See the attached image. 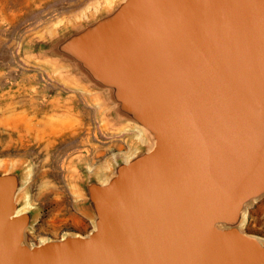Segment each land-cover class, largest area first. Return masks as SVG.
<instances>
[{
  "label": "water",
  "instance_id": "water-1",
  "mask_svg": "<svg viewBox=\"0 0 264 264\" xmlns=\"http://www.w3.org/2000/svg\"><path fill=\"white\" fill-rule=\"evenodd\" d=\"M27 52L140 139L76 170L86 232L36 241L30 167L0 161V264H264V0H99Z\"/></svg>",
  "mask_w": 264,
  "mask_h": 264
},
{
  "label": "rangeland",
  "instance_id": "rangeland-1",
  "mask_svg": "<svg viewBox=\"0 0 264 264\" xmlns=\"http://www.w3.org/2000/svg\"><path fill=\"white\" fill-rule=\"evenodd\" d=\"M99 0H0V161L30 167L24 193L38 212L28 239L84 233L77 169H104L125 151L133 129L111 131L90 97L64 83L27 45ZM245 229L264 237V198L247 212Z\"/></svg>",
  "mask_w": 264,
  "mask_h": 264
},
{
  "label": "bare ground",
  "instance_id": "bare-ground-1",
  "mask_svg": "<svg viewBox=\"0 0 264 264\" xmlns=\"http://www.w3.org/2000/svg\"><path fill=\"white\" fill-rule=\"evenodd\" d=\"M126 128H131V129H133V135L135 136V138H139L140 139V132H139V130H137L136 128H134V127H130V126H128V125H125L124 127H122V130L123 129H126ZM102 170V169H101ZM99 171H100V169H99ZM29 173H30V169H29V171H28V175H29ZM31 204H29V202H28V200H26V202H25V206H30Z\"/></svg>",
  "mask_w": 264,
  "mask_h": 264
}]
</instances>
